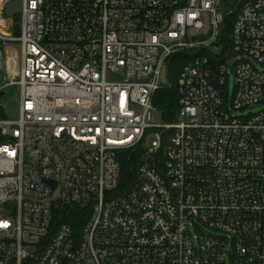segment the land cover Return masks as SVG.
I'll list each match as a JSON object with an SVG mask.
<instances>
[{
	"label": "built area",
	"instance_id": "built-area-1",
	"mask_svg": "<svg viewBox=\"0 0 264 264\" xmlns=\"http://www.w3.org/2000/svg\"><path fill=\"white\" fill-rule=\"evenodd\" d=\"M222 5L22 0L19 34L0 32V92L19 93L17 117L0 109V264H264V0ZM185 52L183 117L156 122ZM125 152L140 158L124 188Z\"/></svg>",
	"mask_w": 264,
	"mask_h": 264
},
{
	"label": "trees",
	"instance_id": "trees-1",
	"mask_svg": "<svg viewBox=\"0 0 264 264\" xmlns=\"http://www.w3.org/2000/svg\"><path fill=\"white\" fill-rule=\"evenodd\" d=\"M225 5H228L229 0H224ZM239 12L237 8L236 12L233 15H228L226 18L224 34L221 38L222 43H228L227 36L234 24L236 15ZM16 34H19V25L15 27ZM191 56V52L179 53L173 55L171 58L168 70L170 75L171 87L159 91L155 98L154 104L163 102V109L165 110V121L173 119L175 113L180 109L179 105V92H178V83H177V74L180 73L182 66ZM169 122V121H167ZM168 142V134L164 137V145ZM130 155V157H129ZM140 154L139 153H124L122 157V176H121V187H127L131 184L134 178L135 171L139 163ZM63 218L66 221H69L74 227L79 231L83 225L85 219V213L81 209H72L64 211Z\"/></svg>",
	"mask_w": 264,
	"mask_h": 264
},
{
	"label": "rangeland",
	"instance_id": "rangeland-1",
	"mask_svg": "<svg viewBox=\"0 0 264 264\" xmlns=\"http://www.w3.org/2000/svg\"><path fill=\"white\" fill-rule=\"evenodd\" d=\"M0 3L5 7V16L9 18L13 24L15 22V27L17 24V18L19 16V13L22 11V0H0ZM12 24V26H13ZM0 32L4 35L11 36L16 35V31L14 26L11 27L9 30H0ZM19 43L15 41L3 43V51L5 54V57L8 61V65H11V67H16L20 58L19 54ZM2 79L5 80L6 78V72L2 71L1 73ZM108 79L110 81H117L119 80V77L109 73ZM177 83H179V74H177ZM234 86H235V78L233 75L230 76L229 79V95L230 97L233 95L234 92ZM156 106V109L153 111V120L156 122H163L165 121V110L163 109V102L154 104ZM0 109L3 113H5L8 117H17L18 109H19V93L16 89L8 90V93L5 97H3L0 100ZM259 107H253V111H257ZM182 113L179 109L176 113L173 119L167 120L170 123H177L181 121L182 119ZM155 137H151L148 142V147L152 146V143L154 141ZM167 149V146L165 147ZM195 232V230H194Z\"/></svg>",
	"mask_w": 264,
	"mask_h": 264
},
{
	"label": "water",
	"instance_id": "water-1",
	"mask_svg": "<svg viewBox=\"0 0 264 264\" xmlns=\"http://www.w3.org/2000/svg\"><path fill=\"white\" fill-rule=\"evenodd\" d=\"M237 2H238V0H229V3H228V4H229V6H230L231 8H234V7L236 6ZM221 10L224 11V12H226V11H227L226 6H225V5H222ZM219 51H220V50H217L216 52H219ZM163 82H164V83H167V78H166V71H165V69H164V71H163ZM8 90L10 91L11 89L8 88V89H5V90H3V91L0 92V100H1L3 97L6 96V94L8 93Z\"/></svg>",
	"mask_w": 264,
	"mask_h": 264
}]
</instances>
